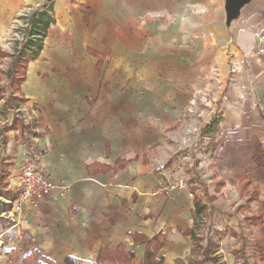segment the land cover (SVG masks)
Segmentation results:
<instances>
[{"label":"crops","instance_id":"0c3cea01","mask_svg":"<svg viewBox=\"0 0 264 264\" xmlns=\"http://www.w3.org/2000/svg\"><path fill=\"white\" fill-rule=\"evenodd\" d=\"M33 1L0 0V72L13 23ZM225 3L53 0L40 55L19 84L0 80V176L19 194V224L44 258L94 263L110 253L126 264L132 254L130 264H144L161 243L160 264H187L202 258L189 234L200 200L201 244L211 228L222 232L218 263L264 264V0H251L231 24ZM8 88L25 102L8 101ZM206 98L226 121L208 122L203 135L202 123L188 122ZM207 142L210 167L196 165L203 154L193 149ZM30 149L56 183L73 186L68 193L53 190L35 205L22 199ZM193 156L195 168H185ZM180 161L188 185L169 190L156 167ZM253 214L261 226L246 224Z\"/></svg>","mask_w":264,"mask_h":264},{"label":"trees","instance_id":"16d2710c","mask_svg":"<svg viewBox=\"0 0 264 264\" xmlns=\"http://www.w3.org/2000/svg\"><path fill=\"white\" fill-rule=\"evenodd\" d=\"M52 8H53V2H50L49 4L44 5L43 8L39 10H34L32 14H30L29 17H27L26 23L20 29L21 33L23 34V37L20 41H17L16 44V51L14 56L15 59L13 60L12 66L10 68L11 74L13 73V70L15 72V70L21 65H23L26 70L27 64L31 60L37 59L38 56L40 55L44 47L43 41L46 35L48 34L51 25L55 22V17L52 13ZM24 74L17 77L12 76L11 82L14 84L13 82L14 80L15 84H19L24 79L25 77ZM4 90H5L4 86L0 87V98L3 97V95H5L3 93ZM11 100L13 102L14 100L17 101L18 105L25 102V99L22 97H17V98L12 97ZM25 130L27 132L26 133L27 137L25 142L26 144L29 141L28 136L31 135L32 133L29 127H27V125H25L24 131ZM28 147H30V144ZM18 195H19L18 193L12 192V190L10 189L4 191L2 186H0V197H4L10 201V202L0 201V214L1 212L3 211L6 212L14 207L13 203L17 199ZM252 196L255 197V193H253ZM211 200H214V197H211ZM206 209L207 206L205 204H203L200 200L196 201V211H195L197 215L196 228L195 230L190 231L189 234L191 235L192 240L196 244L197 249L200 250L199 254L200 256H202V258L196 260L192 259L187 264H219L218 262L220 260V257L215 253L219 248V243H220L219 240L222 237V232H220L217 229L214 230L211 229L212 232L210 230L211 233L209 232L207 236V245L205 246L201 245L203 237L199 235L198 229L200 225V220L204 216ZM0 221L6 223L5 225L0 226L1 232L4 234L3 237L4 242L6 243V239H8V237L13 236L15 234V232H12L10 229L12 225H14V223H12L11 219L9 220V218H4L2 216H0ZM246 224L247 225L257 224L261 226L262 224L261 216L256 214H253V216H247ZM0 225H2V223H0ZM24 232L27 234L30 241V243H28L30 244V249L23 258L25 261L28 260L27 264H56L53 260H48L44 258L37 248L31 246V236L26 231ZM234 234L237 235L236 233ZM259 240H261V242L263 243L262 250H264V237L263 236L260 237ZM147 242L150 243V240H148ZM161 245H162L161 243H157L152 249L149 248L147 250L144 264H160L162 262V258L156 257ZM262 252L264 254V251ZM109 254L103 255L102 253L98 257L99 258L98 261L94 263L81 258L78 259L73 256H68L65 258L66 259L65 264H120L119 261L116 260V258L107 260V256H109ZM128 258H130V260L127 259L126 264H130V261H132V254L129 255Z\"/></svg>","mask_w":264,"mask_h":264},{"label":"rangeland","instance_id":"374dc122","mask_svg":"<svg viewBox=\"0 0 264 264\" xmlns=\"http://www.w3.org/2000/svg\"><path fill=\"white\" fill-rule=\"evenodd\" d=\"M45 1V0H44ZM41 2L40 0H34L33 3L29 4V5H25L24 9L20 12V14L16 17L15 22L13 23V27H12V31L9 33V37L7 39V43H9V47H6V51L9 52L8 57L5 60L4 63V69H2V71L0 72V80H3L5 83L9 82V80H11L12 75L10 73V68L12 66V62L15 59V51L16 49L14 47H16L17 41H20L23 37V34L21 33V27L24 26V24L26 23V19L27 17H29L30 14H32V12L34 10H39L41 8L44 7V5L49 4L50 2H53V0H48L45 2ZM14 52V53H13ZM18 71L20 72L19 75H23L25 72V68L23 65L19 66ZM10 84L12 85L13 83L10 82ZM9 84V85H10ZM8 86V85H7ZM13 89L16 88V86H12ZM12 91L10 88H8V90L6 89V99L7 98H11ZM218 100H221L218 99ZM208 99H201L199 102V106H200V111H195L192 110L191 115H190V119L188 124H192V123H202V134L204 135L205 133H207V130L209 129V123L211 122H221V121H226L225 120V110L223 109L222 105H219L216 103V105L208 103ZM24 103V102H23ZM219 103V101H218ZM25 105V104H24ZM209 122V123H208ZM210 145L207 142L205 143H201L200 145L196 146V149H193V153L195 151H198L197 154L198 156H196V158L198 159L199 156L201 154H203V159L200 160V162L198 163V160L196 161L197 164H207L208 167H210L211 164V154H210ZM201 151V154H200ZM204 156H206L207 158H205ZM193 160H195V157L193 156L192 160H189L190 163H193ZM195 163H193V165L189 164L187 165L185 168H189L190 166H192L191 168H195ZM196 174H200L196 171ZM201 175V174H200ZM0 186H2V188L5 190H9L8 187V183H7V178L0 176ZM12 186V185H11ZM13 188V189H12ZM10 189H12V192H16V189H14V187H12ZM0 201H8L6 198L4 197H0ZM15 206V203H13ZM0 216L4 217V218H9V220L11 219L12 223H14V225H12V227L10 228L12 232H15V234L13 236L8 237V239H6V243L4 242V234L1 232L0 229V259L2 262L8 263V264H27L28 260L25 261L23 258L24 256L27 254L28 250L30 249V241L29 238L27 236V234L23 231L22 229V224H19V215L16 213L15 209L12 208L8 211H3L1 212ZM3 226L6 223L1 222ZM200 227V232L201 234H206V232L208 231V224L206 223H202V225L199 226ZM212 229V228H211ZM204 238V237H203ZM202 243L206 244V241H203ZM203 245V244H201ZM227 249L230 251H234L236 248V244L235 242H228L227 243ZM0 261V262H1Z\"/></svg>","mask_w":264,"mask_h":264},{"label":"built area","instance_id":"2783aa9c","mask_svg":"<svg viewBox=\"0 0 264 264\" xmlns=\"http://www.w3.org/2000/svg\"><path fill=\"white\" fill-rule=\"evenodd\" d=\"M22 159L19 171V188L22 189L21 196L23 200H30L35 205L38 204V198L48 195L53 190H58L63 195L73 188L65 180L56 183L50 173L41 165L40 158L34 150H28ZM181 163L180 161L171 166L164 163L156 167L166 180V187L169 190L188 185L186 177L180 172Z\"/></svg>","mask_w":264,"mask_h":264},{"label":"water","instance_id":"95a60500","mask_svg":"<svg viewBox=\"0 0 264 264\" xmlns=\"http://www.w3.org/2000/svg\"><path fill=\"white\" fill-rule=\"evenodd\" d=\"M251 0H226L225 8L227 12V20L228 24H231L233 19L240 16L241 11L247 3Z\"/></svg>","mask_w":264,"mask_h":264}]
</instances>
